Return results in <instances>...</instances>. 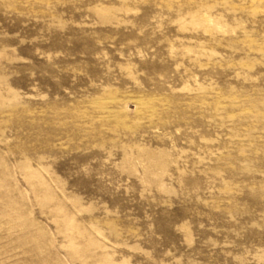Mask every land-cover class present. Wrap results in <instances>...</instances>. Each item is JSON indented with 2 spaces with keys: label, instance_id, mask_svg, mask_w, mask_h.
Segmentation results:
<instances>
[{
  "label": "rangeland",
  "instance_id": "1",
  "mask_svg": "<svg viewBox=\"0 0 264 264\" xmlns=\"http://www.w3.org/2000/svg\"><path fill=\"white\" fill-rule=\"evenodd\" d=\"M0 264H264V0H0Z\"/></svg>",
  "mask_w": 264,
  "mask_h": 264
}]
</instances>
